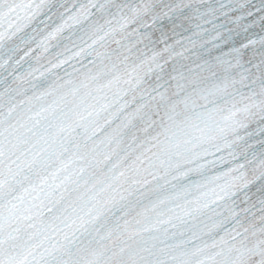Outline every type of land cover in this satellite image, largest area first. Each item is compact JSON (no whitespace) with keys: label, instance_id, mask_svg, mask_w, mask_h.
<instances>
[{"label":"snow or ice","instance_id":"6c2138e0","mask_svg":"<svg viewBox=\"0 0 264 264\" xmlns=\"http://www.w3.org/2000/svg\"><path fill=\"white\" fill-rule=\"evenodd\" d=\"M0 264H264V0H0Z\"/></svg>","mask_w":264,"mask_h":264}]
</instances>
